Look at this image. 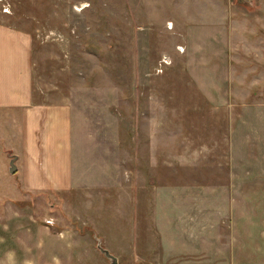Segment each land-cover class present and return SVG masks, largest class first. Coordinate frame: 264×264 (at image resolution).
Segmentation results:
<instances>
[{
	"label": "rangeland",
	"instance_id": "1",
	"mask_svg": "<svg viewBox=\"0 0 264 264\" xmlns=\"http://www.w3.org/2000/svg\"><path fill=\"white\" fill-rule=\"evenodd\" d=\"M160 1L0 0V23L30 38L33 99L71 104L89 167L107 170L89 171L109 183L98 190L43 195L60 216L62 264H110L98 242L117 264H204L153 256V184L159 208L172 196L183 212L180 228L184 197L202 201L236 172L244 232L264 212V180L251 178L264 168V0Z\"/></svg>",
	"mask_w": 264,
	"mask_h": 264
},
{
	"label": "crops",
	"instance_id": "2",
	"mask_svg": "<svg viewBox=\"0 0 264 264\" xmlns=\"http://www.w3.org/2000/svg\"><path fill=\"white\" fill-rule=\"evenodd\" d=\"M174 1L178 10H185V2L191 0ZM159 2L148 0L154 8ZM30 42L21 30L0 23V264H62L67 261L61 254L65 251L61 245L63 236L51 229L60 224V216L54 211L55 205L50 210L51 198L43 199V195L53 191V200L59 204L67 190H98L109 183L105 178L90 177L89 171L101 174L107 170L99 161L89 167V147L77 140L78 119L72 105L33 99ZM163 61H167L165 56ZM11 157L14 172L8 169ZM232 175V180L222 187L204 186L199 195L202 201L195 196L184 197L191 210H187L188 217L183 214L187 224L181 228L178 218L183 212L172 208V196L165 199L168 208H159L162 199L157 191L161 189L153 184L156 192L149 215L154 222L152 233L159 240L153 256L167 260L201 256L204 264H264V245L255 242L260 237L264 241V212H254L257 220L247 221L250 227L244 232L243 216L235 209L240 201L235 194L240 174ZM251 178L263 181L264 168L252 170ZM127 182L130 194L129 178ZM135 188L141 190L140 185ZM211 195L221 199L219 209H211ZM109 208L110 204H106ZM48 217L54 223L46 224Z\"/></svg>",
	"mask_w": 264,
	"mask_h": 264
},
{
	"label": "water",
	"instance_id": "3",
	"mask_svg": "<svg viewBox=\"0 0 264 264\" xmlns=\"http://www.w3.org/2000/svg\"><path fill=\"white\" fill-rule=\"evenodd\" d=\"M10 172H14L16 169V166L14 164V157L10 158L9 161V167H8ZM98 247L99 249L110 259V264H117L116 263V256L110 253L105 247L101 246L98 242Z\"/></svg>",
	"mask_w": 264,
	"mask_h": 264
}]
</instances>
